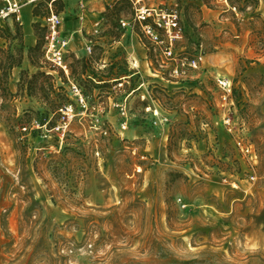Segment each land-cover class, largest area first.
<instances>
[{"label":"rangeland","instance_id":"obj_1","mask_svg":"<svg viewBox=\"0 0 264 264\" xmlns=\"http://www.w3.org/2000/svg\"><path fill=\"white\" fill-rule=\"evenodd\" d=\"M50 4L31 6L33 30L44 32ZM91 4H51L64 11V33L81 25L87 43L99 23L107 45L81 57L68 52L69 78L41 55L42 70L54 76L48 99L30 96L22 83L23 70L38 68L20 20L12 30L0 23V264H264V0H228L230 7L115 0L98 11ZM143 5L176 8L189 52L202 45L205 63L191 78L172 76L148 50L134 20ZM126 30L138 41L128 55L114 44ZM161 77L179 84L154 81ZM221 77L233 82V122L257 149L253 167L223 124ZM129 93L123 129L118 104ZM154 101L168 123L146 109ZM51 103H73L74 114L63 119Z\"/></svg>","mask_w":264,"mask_h":264},{"label":"built area","instance_id":"obj_2","mask_svg":"<svg viewBox=\"0 0 264 264\" xmlns=\"http://www.w3.org/2000/svg\"><path fill=\"white\" fill-rule=\"evenodd\" d=\"M4 4L0 8V19H5L9 16L15 17L16 20L21 19V12L24 4L29 3L36 6L38 3L44 0H3ZM54 0H51V4ZM228 4V0H224ZM50 4V11L44 16L43 26L45 27V43H44V59L49 62L54 68L62 70L69 78L70 65L67 59V53L69 52V40L62 34L63 19L58 12L52 9ZM235 9V6H232ZM135 19L141 25V36L148 42V50H153L156 57L159 58L160 66L170 68V74L178 78H191L204 63V54L199 44V51L197 53H190L188 43L185 41V32L180 24V13L176 8L166 9L152 6H139L136 8ZM123 27L131 26L129 22L121 20ZM131 28V27H130ZM134 30V29H133ZM93 38H90L86 45V51L88 54L92 53L93 47L97 43V38L102 37L101 28L99 23L95 24L93 28ZM117 48L122 47L121 38L114 41ZM134 60V59H133ZM170 65V66H169ZM134 67L137 69L134 60ZM139 73V72H138ZM121 83L120 85H122ZM143 85V83H142ZM138 86L136 89H140L142 86ZM217 85L219 88V100L221 106L225 110L223 118V124L227 131L232 135L233 144L235 149L244 157L247 158L249 164L253 167V163L258 160L257 149L253 142L247 137L244 126H239L233 122V117L230 115V111L233 108V82L229 78L221 77L217 78ZM70 87L72 93L76 96V103L82 105L84 108H88L87 97L83 94L81 86L78 82L70 81ZM149 89L147 88V91ZM134 91V90H133ZM149 92V91H148ZM130 93L124 96L119 102L121 114L124 122L122 128L127 127L129 117V105L128 98ZM142 99L146 98V94H142ZM148 99V98H147ZM155 102V101H154ZM155 102L152 106L149 104L146 109L151 111L153 116L159 118L157 124H166L169 122V117L161 115L159 107ZM63 114V119L70 118L74 114V104L63 105L60 109ZM140 170V168H138ZM250 179L254 180L256 175L250 174ZM227 177L223 180L227 182ZM236 181H233V185H236Z\"/></svg>","mask_w":264,"mask_h":264},{"label":"crops","instance_id":"obj_3","mask_svg":"<svg viewBox=\"0 0 264 264\" xmlns=\"http://www.w3.org/2000/svg\"><path fill=\"white\" fill-rule=\"evenodd\" d=\"M54 1H58V0H54ZM63 1H65V0H63ZM85 1L93 3L90 5L89 8H90V10L91 9H95V10H91V11H98L99 6H103L104 3H105V5H110V3L115 1V0H85ZM93 1H96V2H93ZM133 1L135 2L136 0H133ZM25 5H24L25 7L23 6V8H22L20 24L22 25L23 32L25 35V41L27 43V46H25V48H30V47L34 46L36 44V41H37V37H36L35 32H34L33 27H32V24L35 21V19H34L33 14H32V9H31L32 4L26 3ZM2 6L3 5H0V8ZM72 11L74 12V10H72ZM80 11L81 10L79 9L77 14H79ZM63 12L64 11H61L59 14L61 15ZM93 13H95V12H93ZM75 15H76V13H75ZM15 20L16 19L13 15V16H9L5 19H0V23L3 22L5 27H9V29L12 30V29H14V26H15ZM62 34L64 37H66L69 40V52L70 51L75 52L78 57L88 55L87 51H85V47H86L87 43H86V38H85L83 31H82L81 25H79L77 28L73 29V31H70V35L64 33L63 30H62ZM120 38H121L122 47L119 48V51H121L122 54H123V52H126V55L132 54L129 52L130 51L129 49L131 46H136V43H138V41L136 39V34L131 30H126L121 35ZM106 39H107L106 36H102L101 38H99V41H97L96 44L103 45L102 47L105 48V46L107 45ZM119 57H120V55H119ZM107 58L108 57H106L105 59H107ZM131 58H134V57L132 56ZM204 63H205V58H204ZM204 63H203V65H204ZM203 65H202V67H203ZM154 81H156L158 84L162 83L164 85L166 83H170L171 86H173V85L175 86L176 84H179V82H177V81L165 82L162 77L160 79H157Z\"/></svg>","mask_w":264,"mask_h":264},{"label":"trees","instance_id":"obj_4","mask_svg":"<svg viewBox=\"0 0 264 264\" xmlns=\"http://www.w3.org/2000/svg\"><path fill=\"white\" fill-rule=\"evenodd\" d=\"M53 2H56V1H53ZM42 3V2H40ZM38 3V4H40ZM37 4V5H38ZM36 5V6H37ZM34 6V7H36ZM49 13V12H48ZM34 14L35 15H38V13L36 11H34ZM20 27L17 25V31L19 32L20 34ZM34 32H35V35L37 37V41H36V44L32 47L29 48V57L31 59V63L33 65H35L38 70L32 74H29L26 70H23L22 71V74H21V80H22V83L26 85V89L28 91V94L30 96H34L40 100H43L44 99H48L49 98V95L52 91H54V76L53 74H50L48 73V71L46 70H42L44 67H43V64H40L41 62H39V57L42 55L44 57V43H45V39H44V36H45V27H44V32H43V29L41 31V29H39L38 25L35 24L34 25ZM0 51L4 52V50H1ZM8 55V58L10 60V64H9V67L8 69H12L14 66H16V61H15V56L14 54H11V53H7ZM34 55L37 56L38 58V61H36L34 59ZM78 63L80 62H85V58H82V59H77L76 60ZM71 69V72L74 74V69H72V67L70 68ZM52 105V109L53 111L55 110H59L63 104H56V103H51Z\"/></svg>","mask_w":264,"mask_h":264}]
</instances>
